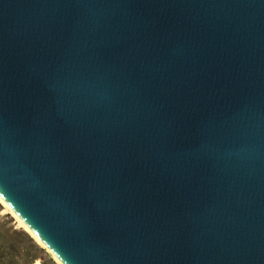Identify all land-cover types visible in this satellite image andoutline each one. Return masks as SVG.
Returning <instances> with one entry per match:
<instances>
[{
    "label": "water",
    "instance_id": "1",
    "mask_svg": "<svg viewBox=\"0 0 264 264\" xmlns=\"http://www.w3.org/2000/svg\"><path fill=\"white\" fill-rule=\"evenodd\" d=\"M0 196L63 264H264V0H0Z\"/></svg>",
    "mask_w": 264,
    "mask_h": 264
},
{
    "label": "rangeland",
    "instance_id": "2",
    "mask_svg": "<svg viewBox=\"0 0 264 264\" xmlns=\"http://www.w3.org/2000/svg\"><path fill=\"white\" fill-rule=\"evenodd\" d=\"M23 230L16 219L0 203V264H57L42 247Z\"/></svg>",
    "mask_w": 264,
    "mask_h": 264
},
{
    "label": "bare ground",
    "instance_id": "3",
    "mask_svg": "<svg viewBox=\"0 0 264 264\" xmlns=\"http://www.w3.org/2000/svg\"><path fill=\"white\" fill-rule=\"evenodd\" d=\"M0 203L8 210V212L16 219V221L19 223V226L25 230L29 236L43 249H45L53 258V260L57 264H63L56 255L28 228V226L16 215V213L7 205V203L2 199L0 196Z\"/></svg>",
    "mask_w": 264,
    "mask_h": 264
},
{
    "label": "trees",
    "instance_id": "4",
    "mask_svg": "<svg viewBox=\"0 0 264 264\" xmlns=\"http://www.w3.org/2000/svg\"><path fill=\"white\" fill-rule=\"evenodd\" d=\"M32 239V238H31ZM33 249H36V251H38V252H40L41 250H42V248L40 247H38V246H36L35 244H33Z\"/></svg>",
    "mask_w": 264,
    "mask_h": 264
}]
</instances>
